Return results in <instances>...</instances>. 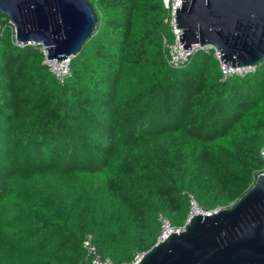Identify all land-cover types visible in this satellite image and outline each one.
<instances>
[{
  "label": "trees",
  "instance_id": "obj_1",
  "mask_svg": "<svg viewBox=\"0 0 264 264\" xmlns=\"http://www.w3.org/2000/svg\"><path fill=\"white\" fill-rule=\"evenodd\" d=\"M98 18L61 84L0 16V264L130 263L160 217L228 207L264 171V61L221 81L212 49L166 62L161 0H89Z\"/></svg>",
  "mask_w": 264,
  "mask_h": 264
},
{
  "label": "water",
  "instance_id": "obj_2",
  "mask_svg": "<svg viewBox=\"0 0 264 264\" xmlns=\"http://www.w3.org/2000/svg\"><path fill=\"white\" fill-rule=\"evenodd\" d=\"M0 16L56 60L76 56L98 24L89 0H0ZM175 18L185 49L208 47L233 67L264 61V0H181ZM134 264H264V173L228 207L190 213Z\"/></svg>",
  "mask_w": 264,
  "mask_h": 264
},
{
  "label": "built area",
  "instance_id": "obj_3",
  "mask_svg": "<svg viewBox=\"0 0 264 264\" xmlns=\"http://www.w3.org/2000/svg\"><path fill=\"white\" fill-rule=\"evenodd\" d=\"M164 8L166 9V16L164 22L170 28V33L172 36L171 41H167L166 38L163 39V49L165 51V58L168 66L170 68L176 69L179 68L189 61L190 55L197 49H209L208 47L199 48L198 46H192L189 49L183 48L180 40L179 35H181V29L176 28V8H180L181 0H161ZM11 32V41L17 46H24V45H33V42L29 41L27 44L22 43L16 39L15 28L12 24L7 23L6 25ZM40 50L43 54V64L47 67L48 71L57 79L59 83H63L65 78L70 74V61L71 57H66L62 60L56 59H47L46 51L43 46L39 45ZM214 57L220 63V70H221V81L226 80L231 76H244L247 73L254 71V67L252 66H242V67H233L229 64H225L219 60L220 54L218 51L213 50ZM260 154L263 158L264 162V146L260 149ZM264 173V171L262 172ZM204 212V211H203ZM209 213V212H205ZM190 214L188 215V218ZM187 218V219H188ZM160 221L162 224V232L158 237V241L163 240L165 236L169 233L174 231H179L182 227L174 229L169 226L168 221L164 217H160ZM83 248L85 249L87 256L89 257L90 264H113V262L107 258L102 257L97 250V247L92 242V238L90 235L86 236L82 243ZM140 256V255H139ZM137 256L133 262L130 263H123V264H134L136 260L139 258Z\"/></svg>",
  "mask_w": 264,
  "mask_h": 264
},
{
  "label": "bare ground",
  "instance_id": "obj_4",
  "mask_svg": "<svg viewBox=\"0 0 264 264\" xmlns=\"http://www.w3.org/2000/svg\"><path fill=\"white\" fill-rule=\"evenodd\" d=\"M198 211H199V209H196V206H194V207H193V210H192L191 213L194 214V213H196V212H198Z\"/></svg>",
  "mask_w": 264,
  "mask_h": 264
},
{
  "label": "rangeland",
  "instance_id": "obj_5",
  "mask_svg": "<svg viewBox=\"0 0 264 264\" xmlns=\"http://www.w3.org/2000/svg\"><path fill=\"white\" fill-rule=\"evenodd\" d=\"M3 18H5V16H3ZM6 18H7V17H6ZM194 206H195V205L192 206V210H193V207H194ZM196 209H198V208L196 207ZM192 210H191V211H192Z\"/></svg>",
  "mask_w": 264,
  "mask_h": 264
}]
</instances>
